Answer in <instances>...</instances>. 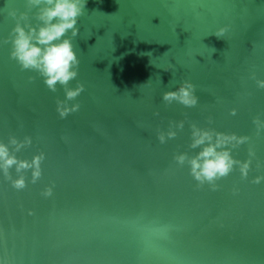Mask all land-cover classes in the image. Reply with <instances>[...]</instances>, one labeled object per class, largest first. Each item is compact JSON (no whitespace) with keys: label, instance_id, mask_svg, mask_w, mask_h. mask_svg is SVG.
Returning <instances> with one entry per match:
<instances>
[{"label":"water","instance_id":"obj_1","mask_svg":"<svg viewBox=\"0 0 264 264\" xmlns=\"http://www.w3.org/2000/svg\"><path fill=\"white\" fill-rule=\"evenodd\" d=\"M16 9L27 11L26 0H0V141L31 136L17 155L46 159L36 184L26 172L24 190L0 172V264H264V181L252 182L264 175V133L253 124L264 119V89L251 78L264 79V0H87L69 85L85 91L64 119L63 87L52 92L22 71L2 43ZM186 79L198 104H166L163 93ZM185 119L175 139L159 142ZM192 123L252 137L232 152L246 161L254 145L248 178L237 166L219 190L197 188L173 158L200 150L189 148Z\"/></svg>","mask_w":264,"mask_h":264},{"label":"clouds","instance_id":"obj_2","mask_svg":"<svg viewBox=\"0 0 264 264\" xmlns=\"http://www.w3.org/2000/svg\"><path fill=\"white\" fill-rule=\"evenodd\" d=\"M87 0H26L27 11L20 12L18 9L9 12V15L16 21L11 34L3 40V44L11 43V59L15 60L22 71H33L38 73L47 88L52 92L58 91V85L62 86L66 94L65 99H57V112L61 119L67 118L70 114L78 112L81 105L71 104L84 91L83 83L77 87H70V82L79 75L80 59L75 51L74 38L79 34L77 27L79 18L84 14ZM37 24L31 23L33 10ZM230 26L221 27L215 35L217 38H224L229 32ZM71 32V36L68 33ZM252 79L260 89H264V79H257L255 73ZM35 80V77H30ZM163 101L171 105L173 102L182 104L187 108L195 107L199 97L196 95V85L190 80H184L174 91L163 93ZM159 115V112L155 113ZM237 109L233 108L231 115L235 116ZM186 119L171 121L168 131H159L158 140L161 144H166L168 140L175 139L179 130L185 127ZM214 120L208 117V124ZM256 136L264 133V119L260 115L253 118ZM191 128V150L200 149L193 155L185 151L176 154L173 158L176 163L183 167L187 165L190 175L197 182V188L208 185L212 191L220 189L219 181L228 177L237 166L242 179H247L252 168L253 159L256 158L254 145L248 148V159L238 160L233 157V150L242 145L249 144L252 137L248 135H238L236 133H226L217 131L215 128H202L196 123L190 125ZM31 136L19 139L16 135H11L8 142L0 141V172L6 180L16 190L27 188L26 172L31 170L33 184H36L43 175L42 164L46 159V154L41 151L33 159H21L17 155L22 150L32 146ZM257 169L264 167V162H257ZM15 168L17 178H13L12 169ZM264 181V175L256 176L252 181L259 184ZM239 189L234 188L233 193H238ZM54 185L48 186L41 195L49 198L53 195ZM32 214V213H30Z\"/></svg>","mask_w":264,"mask_h":264}]
</instances>
